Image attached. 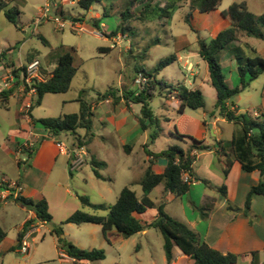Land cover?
<instances>
[{"label": "rangeland", "instance_id": "obj_1", "mask_svg": "<svg viewBox=\"0 0 264 264\" xmlns=\"http://www.w3.org/2000/svg\"><path fill=\"white\" fill-rule=\"evenodd\" d=\"M130 1L103 0L102 3L96 2L90 9L84 10L79 5V0H53L55 14L61 15L66 21L62 29H57L53 22H44L37 27L34 26L33 20L43 7L44 0H15L12 6H18L21 11L16 25L8 21L4 11H0V46L7 52L5 61L19 64L20 60L23 61L24 54L29 51L30 60L37 58L43 64V68L46 64V68L52 70L59 54L69 51L74 56L77 73L69 91L62 94H46L42 104L34 109L36 116L57 118L65 114L78 113L80 104L77 100L81 95L95 107L92 129L95 137L90 139L85 147L88 157L80 170L66 173L61 170V166L67 165V154L65 150L61 151L57 166L61 186L57 188L55 187L56 182H53L46 189L49 212L53 220L37 235L32 233L33 227L28 228L29 237L25 238L26 235L23 239L31 246L28 254L20 253L18 249L19 227L27 216V212L23 207L18 208L14 202H11L5 209L0 206V225L7 233L5 241L0 244V264H167L163 237L154 228H147L144 230L147 231L146 233H139L130 238L123 236L105 238L100 226L92 225L97 227L95 229L91 225H86L90 228L81 230L76 224L63 225V231L66 232L64 237L75 244L70 240L72 238L77 243L75 244L77 247L82 246L84 248L81 249L85 250L103 249L106 253L105 260L77 263L63 260L59 256L62 248L57 244V236L52 233V230L60 227L62 222L77 211L100 216L107 215L108 212L105 210L96 211L92 206L83 204L79 197H87L91 205L111 206L116 203L121 190L125 187L131 188L138 196H142L140 181L149 165L145 163L148 157L146 150L159 152L173 145L188 149L190 141L188 139H185V142L178 141L177 133L198 139L194 135L196 123L193 119L212 109L216 99L215 89L208 82L203 86L205 108L181 110L180 101L171 86L177 88L183 85L194 90V78L191 73L195 67L199 69L195 66L198 63H201V76L208 72L207 63L201 62L197 54L198 41L201 39L208 41L219 31L230 27L220 15L224 9L234 2L244 1L249 11L260 15L264 14V0H222L216 12L208 14L193 12L191 21L193 28L185 21L192 12L190 0H135L132 6H129ZM173 1L176 6L171 12V17H160L161 8ZM104 8L109 14L107 17H103ZM127 9H130V13L125 19L122 13ZM100 18L105 25L102 24L101 29H95L93 25ZM26 26L27 29L23 31L22 28ZM117 26L124 27L126 30L124 32L119 30L118 35H113ZM80 28H83L84 32L79 30ZM239 36L240 42L231 46L233 51L230 48L219 54L223 73L228 85L232 88L240 86L241 83L235 48H238L239 54L245 58L255 56L253 50L264 58V40L247 37L242 32ZM101 48H110L111 51L103 53ZM48 52L49 55L46 56ZM168 56H176L177 59L181 57V61L174 62L159 74L152 72L158 63ZM187 63L193 65V70H188ZM44 69L43 75L48 78V70ZM145 73H150L151 76ZM140 77L146 78V82L141 84V87L136 83ZM248 78L249 75H246V81ZM111 88L115 90L117 97L110 98L111 101H104L103 104L97 106L99 102H103L99 100L98 94L105 93ZM144 89L150 96L151 108L161 119L162 128L154 144H150L148 140L149 146L145 151L141 143L144 134L139 126L132 135L126 136L124 135L126 129H120L117 125L122 118L141 117L142 106L132 105L127 100H122V97L126 92L137 94ZM263 96L264 72L252 81L235 100L241 110L254 117L255 110L258 113L261 112ZM14 108L15 100L12 99L10 112L0 107V115L7 121H15ZM182 113L180 123L173 124L171 119ZM110 117H115L118 123L114 125ZM131 117L125 122L126 126L131 125L133 120ZM104 121H108L106 126ZM168 123L171 125L170 129L167 127ZM235 125L236 136L239 137L242 130L238 124ZM38 127L42 128L40 125ZM150 132H152L151 129H149ZM79 133L85 135L84 130H80ZM62 139L68 148L73 149L71 144L74 137L72 135H64ZM125 141L136 143L134 150L129 151L130 153L133 151L132 154L125 151L123 147ZM83 142L87 143L86 140ZM103 161L107 163L106 168H95L107 178L106 181L98 179L94 171V162ZM218 170L215 163L211 171L223 178ZM185 177L188 178V175ZM233 177L235 182L238 178L242 184L241 189L232 185L233 183L226 184L229 188L230 199L236 203L237 199H242L244 195L242 189L251 183V179L247 177V174L239 179L237 170L234 171ZM161 188L162 186H159L150 196L157 204L161 201ZM206 195L219 197L222 201L225 200L226 204V199L219 191L196 184L191 187L190 195L183 198L182 205L180 200H166L165 211L181 222L185 223L186 220L196 222L202 213L207 212L202 208ZM257 199L259 200L252 213V219L255 222L259 221V216L264 212V197L260 196ZM217 210L219 211L215 221L214 236L219 234L226 221L224 218L226 213L218 203ZM6 211L13 212V217L6 216ZM156 214L157 208L142 215L143 224L148 225ZM207 226V220L197 221L196 229L202 240H204ZM92 230L94 232H91ZM90 232L95 235L94 238L90 236ZM244 235L249 241L252 233L244 232ZM93 240L95 244H92ZM256 246L259 245L256 244ZM257 264H264V249L260 253V261Z\"/></svg>", "mask_w": 264, "mask_h": 264}, {"label": "trees", "instance_id": "obj_2", "mask_svg": "<svg viewBox=\"0 0 264 264\" xmlns=\"http://www.w3.org/2000/svg\"><path fill=\"white\" fill-rule=\"evenodd\" d=\"M103 0H79V5L82 9L88 10L94 3H102ZM135 0L129 2L132 6ZM153 1V0H151ZM15 0H0V11H4L5 17L9 22L17 24L21 15L18 6H12ZM222 0H190L191 13L186 17L185 21L193 28L192 17L193 12L198 11L201 14H208L216 11L220 6ZM176 3L169 2L165 7L161 8L160 17H171V12L175 9ZM130 9L122 13L126 19L129 17ZM109 14L104 8L103 17ZM221 16L230 23V27L221 30L210 40H199V56L207 63L209 78L211 86L216 91V102L213 113L225 118L229 122L238 124L241 127L242 134L239 137H234L229 142H221L215 145L206 144L204 140L196 139L190 135L177 133V138L185 142V139L190 141L188 149H183L180 146L173 145L158 153H152L146 150L149 156L154 158H164L167 161L166 169L163 173H155L150 165L144 172L140 181L143 194L139 197L134 190L125 187L121 190L117 201L111 206L91 205L87 197H79L83 204L90 205L94 210L107 211L106 216L97 214H89L83 211H77L68 217L61 226L53 229L52 233L58 238V245L64 250V253L75 262H96L106 259V253L103 249L94 248L92 250H85L77 247L72 242L64 237L63 225L66 224H96L100 225L104 236L110 231L116 230L123 237L130 238L135 236L147 228H154L159 231L163 237V249L166 256L167 264H172L174 261L173 249L178 247L180 251L194 261V264H243L242 258H249V264H257L259 262V252L251 251L245 254H235L228 252L226 254L214 249L185 223L171 217L165 211V203L162 202L159 206L150 198V193L158 186L163 185L164 193H173L177 197L184 198L190 193L192 181L185 180V174H191L193 171V164L195 157L194 151L208 152L214 146H222L220 152V160H223V174L227 178L231 172L234 161L231 154L227 152L230 148L235 160L241 165L245 172L251 173L259 172L258 184L252 186L247 193L244 207H238L231 201H228L226 211L238 214L241 210L246 217L249 218V223L252 225L255 221L252 219V201L255 195L264 196V112H260V117L254 118L248 112H240L238 108L231 110L228 102L235 96L244 92L250 83L256 80L264 72V58L256 53L255 56L247 57L239 54L238 48H235L236 57L238 60V72L240 75V86L232 88L228 85L226 76L223 73V66L219 60V54L231 48L232 44L240 42L239 34L242 32L247 37H254L264 40V14H254L249 11L246 2H234L229 7L221 12ZM104 23L102 18L97 19L94 23L95 29H101ZM119 30L123 32L124 27L117 26L113 31V35H118ZM112 35V36H113ZM111 37V35H109ZM102 52H110L111 49H103ZM232 50V48L230 49ZM234 50V49H233ZM232 50V51H233ZM10 51V50H9ZM6 50L0 49V64L6 57ZM74 56L71 52L66 51L59 54L57 63L50 72H48V79L45 82L37 83V100L32 105L31 110L36 106L41 105L42 100L46 94H62L69 91L72 81L77 73V68L74 62ZM176 56H168L161 60L158 65L152 70L155 74H159L169 65L176 62ZM151 76L150 73H145ZM249 75L248 81L245 77ZM165 84V83H162ZM167 85V84H166ZM169 87V85L167 86ZM176 92L177 98L180 100L181 110L190 108L198 110L205 108L206 101L202 90L189 89L183 85L177 88L171 86ZM85 92V91H83ZM12 91L0 90V100L2 105L7 108L9 98ZM117 94L114 89H108L105 93H99L98 98L101 101L110 98H116ZM122 100H127L131 104L141 105V128L145 130L151 129L149 133V142L154 144L159 138L161 128V119L155 115L150 106V96L147 90H142L139 93L126 92L123 94ZM80 104V111L73 114H65L57 118H43L35 119L34 123L40 125L43 129L50 133L52 138H59L63 134H70L74 137L71 144L73 149H81L86 147L89 140L93 138V117L95 112L93 106L87 102L82 95L77 100ZM130 105V104H129ZM80 130L85 131V135L79 133ZM87 143H84L85 141ZM148 144L145 145L147 148ZM37 151V145L33 148H24L23 152L26 154L24 163H29L34 153ZM105 166L104 162H94V171L98 179H104L99 170L95 167L101 168ZM26 169L23 170V174ZM222 196L227 197V186L223 184L219 188ZM15 201L22 207L33 211L36 214V219L45 223H50L53 220L49 212V205L45 198L41 200H34L19 195ZM157 208L158 214L155 219L148 225L136 218V214H144L150 209ZM203 219L206 218L207 212L202 213ZM34 220L27 221L24 225L23 231L19 233L18 242L22 243L24 237L28 232V228ZM7 237V233L0 226V244ZM14 250V248H12Z\"/></svg>", "mask_w": 264, "mask_h": 264}, {"label": "crops", "instance_id": "obj_3", "mask_svg": "<svg viewBox=\"0 0 264 264\" xmlns=\"http://www.w3.org/2000/svg\"><path fill=\"white\" fill-rule=\"evenodd\" d=\"M216 11H213V12H216ZM220 15H221V13H220ZM223 20H225V19L223 18ZM225 21L227 22V25L231 26L227 20H225ZM103 25H105V24H103ZM26 29H27V26L22 28L23 31ZM40 35H42V34L40 33ZM214 36H212L211 38H213ZM232 45H234V44H232ZM0 49H1V46H0ZM1 51H3V49H1ZM28 53H29V51L24 54L23 61L20 60L19 64H15L14 62L9 63V62L5 61V59H3L2 63L0 64V90H2L3 83L5 82L7 76L10 72L16 73V71L21 70L22 67L26 66L32 60L37 59V58H34V59L30 60L28 58V55H29ZM47 55H49V52L46 54V56ZM198 56H199V54H198ZM58 58H59V55H58ZM180 61H181V57L177 60V62H180ZM201 62H204V60L202 58H201ZM45 65H44L45 69L44 68L43 69L46 71L48 70V72H50L51 70L47 69ZM188 65H192V64L187 63V68H188ZM195 66H197L199 69L197 70L195 67L193 73H191V76H193V78H194L193 87H194V89L202 90V92L204 94L203 86L207 85L206 84L207 82L209 84H211L210 78H208L209 71L206 72L204 76H201L202 75L201 71H200L201 63H198ZM205 69H206V67H205ZM192 70H193V65H192ZM6 91H8V90H6ZM9 91H12V95L9 98L7 108H5L2 105L1 100H0V107L4 108L10 112L11 100L14 99L15 100L14 111L16 114V120L15 121H12V120L7 121L5 118H3L0 115V206H2V208H4V209L7 208L11 202H14L18 208H22V206L15 201V198L19 195H22V196L27 197V198H32L34 200H41L43 198H45L47 200L46 189H47L48 185L52 184L53 182H56L55 187L58 188L61 186V183L59 182V179H60L59 174L60 173H59V170L57 169V166H58V162H59V158H60V154H61L62 150L56 145V142L57 141L64 142L62 138L64 137V135H68V134H63L58 139L52 138L50 136V133L47 130H45L43 128H39L38 125H36L34 123L35 119H43V118H41V116H38V115L36 116V110H34L35 108L31 110V107L36 102L37 97L36 96L32 97L30 94H26L23 91V88H22L20 82H17L16 86ZM237 97H238V95L235 96L233 99H231L228 102V106L230 107L231 110L238 108L240 112H244L237 105V102L235 100V98H237ZM108 100H105V101H108ZM109 101H111V100H109ZM42 102H43V100H42ZM215 102H216V99H215ZM215 102L213 103L212 109H210L209 112L203 113L202 116L193 119L196 123L194 135L199 140H204L205 143L209 144V145H215V144H218L221 142L222 143L223 142H229L234 137H237L235 129H234V126H236L235 123L229 122L225 118L220 117L218 114L213 113ZM103 103H104V101L99 102L97 104V106H100ZM261 108H262L261 112H264V98H263V104H262ZM93 111L95 112L94 106H93ZM254 112L258 113V111H256V110ZM182 115H183V113L179 114V116H177L176 118L173 117L171 119L172 123L175 125L177 123H180V121L182 120ZM130 117L131 116L127 117L126 119L122 118L120 120V123H118V121L116 120L115 117H113V118L110 117V121H112L114 125H116V123H118L117 124L118 128L126 129L124 135L130 136L133 134L134 130L136 128H138V126L141 128V124H140V118L141 117L138 118V117L132 116L131 118H133V120L131 121V125L126 126L125 122L129 121ZM122 120H124V121H122ZM104 122L106 123V124H104L106 126L108 124V121H104ZM170 126L171 125L168 123V126H167L168 129H170ZM141 130L143 131V134H144L143 141L141 143L144 146L143 149L145 151L146 150L145 145L147 144V142L149 140V130L144 131L142 128H141ZM200 132H201V134H200ZM94 137H95V135L93 136V138ZM177 140L180 141L178 138H177ZM29 141L37 142V144H36L37 145V151L34 153L33 157L30 159L29 163H24V161L26 160L27 157H26V154L23 152V149H24V145L27 144V142H29ZM135 145H136V143L134 144V142L131 143V142L125 141L123 144V147H125L124 149L126 152L130 153L129 151L134 150ZM183 149H186V148L184 147ZM225 150H227V152H229L231 154V158L234 161V166H233L231 172L229 173V175L227 176V178H225L224 174H223V160H220V152H222V146L216 145L213 147V149L211 151H208V152H197V151L193 152V155L195 157V161L193 164V171L191 174H187L188 179H190L192 181V186L196 185V184H202L206 188H210V189H214V190L219 191L218 188L220 186H222L223 184L226 185V184L233 183L232 185H236L239 187V189H241L242 184L238 181V178H237L236 182L233 180L234 179L233 173L235 170L238 171L239 179L244 177L245 174H247V177L251 179V183L249 185L244 186V188L242 189L244 191L243 192L244 195H243L241 200L237 199L236 203L230 199L229 188L227 185L226 186H227L228 195H227V197L223 196L226 199V204H225V200L222 201V199L219 197H217V198L215 196L209 197V195H206L207 197H205L204 206L202 207L203 210L204 209L207 210V216H206L205 220H207V222H208L206 234L204 236V241L207 244H209L211 247H213L214 249H217L224 254H226L228 252L235 253V254H245V253H248L251 251H258L259 252V261H260V253H261L262 249H264V230H263L264 229V212L262 215L259 216L260 217L259 221H256L251 225L249 223V218L244 215L243 210H241L238 214L230 213V212L226 211L228 201H231L232 203H234L238 207H241V208L244 207V203L246 200L247 193L252 186L258 184L260 175H259V172H257V171H254L251 173L245 172L242 169L241 165L235 160V157H234L233 153H231L230 148H227ZM149 151H151V150L149 149ZM161 151H159V152H161ZM151 152L152 153H158V152H154V151H151ZM132 153H133V151H132ZM132 153H130V154H132ZM66 162H67V165L65 164L64 167L61 166V170H64L66 173H68V172H71L70 156L69 155H67V161ZM104 163H105V166H102L101 168L107 167V163L106 162H104ZM145 163L146 164L149 163L148 167L151 165L152 169L155 173H163L166 169V166H167L166 159L154 158L153 156H149V155H148L147 159L145 160ZM215 163L217 164V166L219 168L218 171L223 175V178H221L219 175H217L211 171V169H213ZM24 169H26L25 174H23ZM103 178L104 179H100V180H102V181L107 180V178H105L104 176H103ZM215 180L217 182H214ZM2 183H4V184L1 185ZM160 186H162L161 191H160V195H161L160 204L162 202H164L165 207H166V200H180L181 205H182L183 198L177 197L173 193L165 194L163 185H160ZM158 187H156L150 193L149 196H151V194ZM139 197H141V196H139ZM259 197H260V195H255L253 197L252 206H251L252 213L254 211L255 204H256L257 200H259L257 198H259ZM262 197H264V196H262ZM47 202H48V200H47ZM217 203L220 205V208L222 210H224V212L226 213V215L221 214V215H224V218L226 219V221H225V225L221 227L219 234L214 236L213 231H214V227H215V221L217 218V212L219 211V210H217ZM155 204L157 206L160 205L157 203H155ZM48 205H49V203H48ZM24 210L27 212V216L23 219V221L20 224L19 233L23 231L24 225L27 221L34 220V223H32L30 227L34 228V230H32V233L37 235L41 231L42 228L46 227L47 223L42 222L40 220H37L36 214L33 211L28 210L26 208H24ZM210 212H211V214H210ZM144 214H136L135 215L136 218H138L142 222V224H143L142 215H144ZM157 214H158V211H157ZM157 214H156V216H157ZM12 215H13V212L10 213L9 211H6V216L13 217ZM155 217H154V219H155ZM201 219H203L202 215L199 217V219H197V221L198 220L200 221ZM197 221L196 222H190V221L186 220L185 224L189 228L194 230L200 236V234L198 233V231L196 229ZM86 225H91V227L95 228V229L97 228L96 226H100V225H96V224H82L79 226H80L81 230H83V229L88 230V228H90V227L86 226ZM92 225H96V226H92ZM91 232H94V231L92 230ZM91 232H90V234H91L90 236L94 238L95 235ZM144 232L146 233L147 231H143L141 233L144 234ZM244 232H251L252 233L251 238L249 237L250 242L247 241L248 237L246 235H244ZM64 233H66V232H64ZM35 235L33 237H35ZM27 236L25 238H27ZM108 236L111 237V236H122V235L118 231L113 230V231H110L108 233L107 238H108ZM5 239L3 240V242L5 241ZM70 240L73 241L75 244H77L72 238H70ZM23 241H26V240H23ZM57 242H58V238H57ZM92 244H95L94 240L92 241ZM256 244L259 246L255 247ZM18 245H19L18 249H20L21 243L18 242ZM29 247L31 248V246H29ZM80 247L84 248L82 246H80ZM12 248H14V246H12ZM177 250H179V251H177ZM29 252H30V249H29ZM59 256L63 260H67V261L72 262V263L75 262L74 259L70 258L68 255H66L64 253V250H62V249H61ZM173 257H174V261L172 264H179L180 262H183L184 264H194V261L191 260L188 256L184 255L178 247H175L173 249ZM248 262H250L249 258H246V257L242 258L243 264H248ZM75 263H77V262H75Z\"/></svg>", "mask_w": 264, "mask_h": 264}, {"label": "built area", "instance_id": "obj_4", "mask_svg": "<svg viewBox=\"0 0 264 264\" xmlns=\"http://www.w3.org/2000/svg\"><path fill=\"white\" fill-rule=\"evenodd\" d=\"M54 10L55 9H54L53 0H44L43 7L40 9V12L37 15V17L33 20L34 26L37 27L44 22H53V24L56 26L57 29H62L66 21L63 20L61 15L55 14ZM79 30L84 32L83 28L82 29L80 28ZM188 70L190 71L192 70V65H188ZM47 79L48 78L44 77L43 75V67L41 61L39 59H34L26 66L22 67L21 70L16 71V73L10 72L5 82L3 83L2 90L9 91L16 86L17 82H20L23 91L26 94H30L32 97L33 96L37 97V88H36L37 83L45 82ZM144 82H146V78L142 79V77H140V79L136 80V83L139 85V87H141V84H143ZM254 117L255 118L260 117V114L254 112ZM36 144L37 142L29 141L27 142V144L24 145V148H33ZM56 145L61 150H65L66 154L70 156L71 171L80 170L88 157L85 148L71 149L68 148V146L62 141H57ZM185 176H187V174H185ZM185 180H188V178L185 177ZM3 184L4 183H2L1 185ZM27 237H29V235ZM29 249H30L29 244L26 241H23L19 249V252L23 254H28Z\"/></svg>", "mask_w": 264, "mask_h": 264}, {"label": "water", "instance_id": "obj_5", "mask_svg": "<svg viewBox=\"0 0 264 264\" xmlns=\"http://www.w3.org/2000/svg\"><path fill=\"white\" fill-rule=\"evenodd\" d=\"M188 195H190V193Z\"/></svg>", "mask_w": 264, "mask_h": 264}]
</instances>
